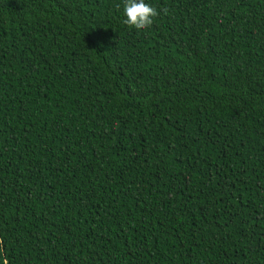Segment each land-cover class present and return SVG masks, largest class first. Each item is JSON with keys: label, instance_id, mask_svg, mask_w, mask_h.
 Returning <instances> with one entry per match:
<instances>
[{"label": "trees", "instance_id": "16d2710c", "mask_svg": "<svg viewBox=\"0 0 264 264\" xmlns=\"http://www.w3.org/2000/svg\"><path fill=\"white\" fill-rule=\"evenodd\" d=\"M145 3L0 0V262L264 264V0Z\"/></svg>", "mask_w": 264, "mask_h": 264}, {"label": "clouds", "instance_id": "9594fccd", "mask_svg": "<svg viewBox=\"0 0 264 264\" xmlns=\"http://www.w3.org/2000/svg\"><path fill=\"white\" fill-rule=\"evenodd\" d=\"M119 8V5H117ZM123 23L130 28L142 30L153 25V18L159 15L156 8L145 3V0H123ZM0 264H8L3 260Z\"/></svg>", "mask_w": 264, "mask_h": 264}]
</instances>
